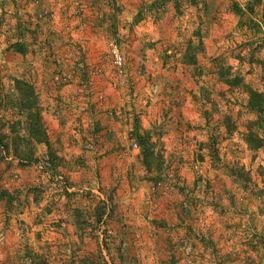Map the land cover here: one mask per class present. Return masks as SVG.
Masks as SVG:
<instances>
[{"label":"rangeland","instance_id":"1","mask_svg":"<svg viewBox=\"0 0 264 264\" xmlns=\"http://www.w3.org/2000/svg\"><path fill=\"white\" fill-rule=\"evenodd\" d=\"M249 88L264 97V0H0V264H264Z\"/></svg>","mask_w":264,"mask_h":264},{"label":"trees","instance_id":"2","mask_svg":"<svg viewBox=\"0 0 264 264\" xmlns=\"http://www.w3.org/2000/svg\"><path fill=\"white\" fill-rule=\"evenodd\" d=\"M13 87L16 91L17 97L15 98V105L20 109L27 111V117L29 119V136L33 138L35 141L44 142L46 144V134L44 127L42 126V123L40 119L37 117L38 112V106L36 103V95L33 91L32 85L24 80L21 79H14L13 80ZM248 93V100L247 104L248 107L253 109L257 113V119L261 120L262 115H264V97L263 94L259 91H256L254 89H247ZM245 140L247 142V146L249 148H255L262 146L264 148V143L261 141L259 137L256 135H246ZM145 144H142L141 148V156H142V164L149 168L151 165L157 163L156 156L152 153L150 147ZM0 147L6 149V144L4 143L2 137L0 136ZM25 149L24 153H15L14 156L17 158L18 161H24L26 162L32 157V154L30 152V149L28 146ZM238 176H240L237 173Z\"/></svg>","mask_w":264,"mask_h":264},{"label":"built area","instance_id":"3","mask_svg":"<svg viewBox=\"0 0 264 264\" xmlns=\"http://www.w3.org/2000/svg\"><path fill=\"white\" fill-rule=\"evenodd\" d=\"M108 54L111 57L112 65L117 74L124 72V52L114 42L108 43Z\"/></svg>","mask_w":264,"mask_h":264},{"label":"crops","instance_id":"4","mask_svg":"<svg viewBox=\"0 0 264 264\" xmlns=\"http://www.w3.org/2000/svg\"><path fill=\"white\" fill-rule=\"evenodd\" d=\"M199 6V5H198ZM203 8H204V6H203ZM198 14L200 15V13L198 12ZM191 15V14H190ZM186 15H183V16H175V22L173 23V25H172V27H176V28H173V29H175V38H179V36L183 33V28L182 27H184V26H186V24L184 23L185 22V19H184V17H185ZM197 19V20H196ZM196 19H194L193 21H194V23H195V25H194V27L195 26H200V27H205V26H207V22L205 21L207 18H206V10H205V8H204V14H203V17H198V15H197V17H196ZM208 25H210V24H208ZM179 31V32H178ZM181 31V32H180ZM179 33V34H178ZM177 34H178V36H177ZM256 87V86H255ZM258 90L259 91H261L262 89L261 88H258Z\"/></svg>","mask_w":264,"mask_h":264}]
</instances>
